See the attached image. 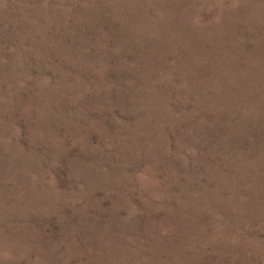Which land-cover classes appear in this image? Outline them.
<instances>
[{"label": "rangeland", "instance_id": "rangeland-1", "mask_svg": "<svg viewBox=\"0 0 264 264\" xmlns=\"http://www.w3.org/2000/svg\"><path fill=\"white\" fill-rule=\"evenodd\" d=\"M0 264H264V0H0Z\"/></svg>", "mask_w": 264, "mask_h": 264}]
</instances>
